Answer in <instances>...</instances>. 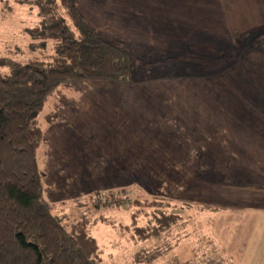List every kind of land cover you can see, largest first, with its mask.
<instances>
[{"label": "rangeland", "instance_id": "1", "mask_svg": "<svg viewBox=\"0 0 264 264\" xmlns=\"http://www.w3.org/2000/svg\"><path fill=\"white\" fill-rule=\"evenodd\" d=\"M238 5V0H140V2H133V0H80L79 9L92 28L100 31L110 40L115 39L128 45L130 54L137 63L135 68L137 71L133 73L134 78L180 79L186 73L196 76V74L210 72L198 64L201 57L208 58L207 60L210 61H219L218 53L223 50L239 55L249 40L251 44H254L264 38L260 29V26L264 27V21L256 22L255 26L240 27L232 25L227 20L223 25V10H234ZM262 6L258 8L264 10ZM36 14L37 10H32L30 6L17 0H0L1 57L11 56L26 61L33 54L38 53L37 50L30 49L28 44L32 41L31 37L24 32L26 27L37 20ZM204 22H214L215 27H209ZM221 25L224 28L220 27ZM138 35H142V37L136 38ZM37 42L39 43L40 40ZM50 46L48 44V52H50ZM243 53L244 56L252 57L254 61L264 59V50L247 49ZM254 61L252 63H256ZM9 70L10 68L0 67L1 73H7ZM242 70L243 78H248L249 72L254 78L258 74V79L261 73L264 75V69L254 67L250 69L247 65ZM223 71L224 69L220 71L218 69L211 72L215 75ZM219 80L221 81V79ZM92 87V83L83 81L73 86H62L59 93L49 96L39 116V124L45 136L38 149V161L45 184L44 196L48 201L56 204L57 212L80 216L87 206H83V209L77 207L74 201L78 198L87 199L93 194L97 196V192H100L102 198L116 192L119 197L122 195L120 191L125 189L133 199L144 200L156 197L171 200L172 204L176 205L173 209L177 208L179 215L182 216L177 225L165 231L162 235L165 238L145 241V244L150 247L159 245L165 249L168 248L167 254L156 264H190L192 261L194 264H202L201 259L207 253L217 256V249L213 245L208 246V242L206 243L208 238L204 235L207 232L209 235L210 232H213L228 253L235 251L240 246L235 242L239 241L242 236L240 234L242 220L240 213L225 215L217 212L214 217L208 218L209 223H207L205 218L210 215V209L206 208L208 205L177 198L173 200L168 198L169 196L160 195L172 187L174 179L172 182L167 180V184H163L161 187H156L155 180L139 181L148 190H153L148 192H145L139 183L131 184L134 180L128 182L129 186H126L127 182L118 185L122 183L119 180L110 185H115L111 189L106 190L98 187L99 182H104L99 177L104 171L102 167L104 163H101V156L98 157V160L95 159L94 150L104 154V150L112 153L115 148H102L103 146L98 143V140L90 134L91 130L93 129L92 132H94V127L98 126L99 117V113H95V106L90 103L93 99L91 97L93 91L90 92ZM72 88H74V92L69 94V89ZM257 89L263 88L257 87ZM189 92L191 95L189 96L192 97L193 90H189ZM53 101L57 102L56 107ZM70 101L75 106L79 105L76 106L77 112H73L74 109L71 107ZM57 118H59L58 121H56ZM60 121L65 126L77 127L75 130L73 129L74 131H70L69 136L66 134V137L62 131L64 126ZM177 122L180 121L177 120ZM49 126L51 129H48ZM46 128L47 131H45ZM41 151L45 152L43 158ZM91 157H93L92 160ZM82 158H85L86 161ZM105 158L107 157H103V159ZM182 170H184V165ZM86 173L92 175L95 189L87 188L83 183L84 181H89V184L91 182L90 178L84 179ZM192 181V178H183L181 191L188 192L191 189ZM185 204H190V207ZM141 208L123 204L119 207L101 209V214L111 223L97 222L92 225L91 231L97 239L103 264H137L133 262L132 255L144 243H137L132 228L125 226L132 224L133 221L137 223V226H145L149 222L151 215H148L147 212L150 213L151 209L139 211ZM88 211L93 213L89 209L84 212ZM139 212L141 214L133 216L134 213ZM101 214H95L93 217ZM100 220H102L101 217ZM263 239L264 237L256 245L258 250L252 249L250 252V249L245 253L241 251L237 254L239 258L233 257L234 262L255 264L252 262L255 259L256 264H264ZM224 261L225 264H231L229 260L224 259Z\"/></svg>", "mask_w": 264, "mask_h": 264}, {"label": "crops", "instance_id": "2", "mask_svg": "<svg viewBox=\"0 0 264 264\" xmlns=\"http://www.w3.org/2000/svg\"><path fill=\"white\" fill-rule=\"evenodd\" d=\"M238 4L237 9L223 10V25L227 20L240 27L264 21V10L258 8L264 0H238ZM204 24L215 27L214 22ZM260 29L264 34V27ZM243 54L237 64L215 75L210 71L196 76L186 73L180 79L134 78L131 83L77 80L64 85L82 81L93 84L90 103L99 117L98 126L90 134L102 148L116 149L112 153L104 150V154L93 149L95 159L101 156L104 163V171L99 175L104 182H99L98 187L111 189L115 185H110L119 180L122 183L118 185L127 182L126 186L133 180L131 184L155 180L156 187H161L174 179L172 187L160 195L217 208L209 210L207 223L217 212L240 213L242 236L235 242L240 246L232 253L224 250L213 232L211 236L208 232L204 235L210 246L231 264H238L233 257L239 258L241 251L258 250L256 245L264 237V75L259 73V79L258 74L254 78L251 72L248 78L242 76L245 65L263 70L264 59L254 61ZM189 90H193L192 97ZM73 92L74 88L69 89V94ZM53 102L56 107L57 102ZM76 106L71 102L73 112L78 111ZM177 120L180 122L176 123ZM62 124L65 136L77 127ZM91 176L86 173L84 179L90 178L91 182L83 183L95 189ZM183 178L193 179L188 192L181 191ZM140 185L145 192L153 191ZM252 262L256 264L255 259Z\"/></svg>", "mask_w": 264, "mask_h": 264}, {"label": "trees", "instance_id": "3", "mask_svg": "<svg viewBox=\"0 0 264 264\" xmlns=\"http://www.w3.org/2000/svg\"><path fill=\"white\" fill-rule=\"evenodd\" d=\"M17 1L37 10V20L24 32L31 37L30 49L38 53L26 61L0 56V67L10 68L7 73L0 72V264H103L91 227L97 222L111 223L101 214L102 208L123 204L142 207L139 211L151 209L145 226L133 221L125 227L132 228L137 243H144L133 253V262L156 264L168 248L150 247L145 241L165 238V231L182 218L171 200L133 199L125 189L120 191L124 197L108 192L102 198L97 192V196L74 201L77 207L87 206L85 210L93 213H60L44 196L38 161V149L45 138L39 116L49 96L77 80L131 83L136 59L126 43L110 40L91 27L80 12V0ZM249 41L239 55L223 50L218 53L219 61L201 57L198 64L220 71L235 64L244 50H264V38L254 44ZM95 214L101 215L93 217ZM138 214L141 212L133 216ZM217 252V256H203L202 264H225Z\"/></svg>", "mask_w": 264, "mask_h": 264}]
</instances>
